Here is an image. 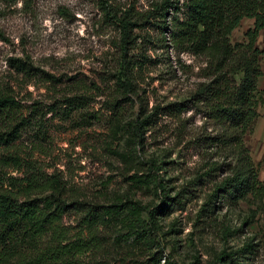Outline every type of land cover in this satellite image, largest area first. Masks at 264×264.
<instances>
[{
	"label": "rangeland",
	"instance_id": "1",
	"mask_svg": "<svg viewBox=\"0 0 264 264\" xmlns=\"http://www.w3.org/2000/svg\"><path fill=\"white\" fill-rule=\"evenodd\" d=\"M154 1L0 0V94L14 96L31 120L0 145V156L18 157L1 175L39 173L61 185L71 203L63 224L73 234H87L80 221L89 203L132 199L152 211L142 213L151 222L145 234L126 210L99 223V244L73 264H140L151 253L156 264H264V196L226 194L201 209L236 156L209 146L206 135L220 125L201 103L170 111L205 79V60L145 21ZM108 10L137 19L131 41H121ZM252 21L243 17L230 40H244ZM256 45L264 47V28ZM258 62L264 70V54ZM263 99L261 75L257 115L243 134L261 183ZM212 159L221 166L209 169Z\"/></svg>",
	"mask_w": 264,
	"mask_h": 264
},
{
	"label": "trees",
	"instance_id": "2",
	"mask_svg": "<svg viewBox=\"0 0 264 264\" xmlns=\"http://www.w3.org/2000/svg\"><path fill=\"white\" fill-rule=\"evenodd\" d=\"M107 13L120 26L121 41H131L137 19L126 11L120 15L110 10ZM243 17L252 18V25L244 31V40L232 42L230 34ZM145 21L158 25L163 34L169 33L174 47L205 60L201 67L205 79L189 97L170 103V111L179 114L201 103L206 116L220 125L206 135L209 146L215 152L234 151L236 156L232 172L215 184L201 209H211L215 200L226 194L235 198L247 193L264 196V183L258 179L243 141L246 128L257 115V78L264 75L258 62L264 47L256 45L264 28V0H156ZM26 121L31 120L22 114L20 102L1 93L0 145H11ZM17 159L11 153L0 156V264H73L78 256L99 244L97 225L125 210L132 216L131 227L137 235L151 229V222L146 224L142 214L147 206L128 199L89 203L80 221L87 234L83 235V230L71 233L63 224L71 203L65 202L61 185L39 173L7 178L1 175L5 164ZM220 166L213 159L208 163L209 169ZM73 208L82 209L76 205ZM159 259L151 253L140 264H156Z\"/></svg>",
	"mask_w": 264,
	"mask_h": 264
},
{
	"label": "crops",
	"instance_id": "3",
	"mask_svg": "<svg viewBox=\"0 0 264 264\" xmlns=\"http://www.w3.org/2000/svg\"><path fill=\"white\" fill-rule=\"evenodd\" d=\"M262 30V29H261Z\"/></svg>",
	"mask_w": 264,
	"mask_h": 264
}]
</instances>
